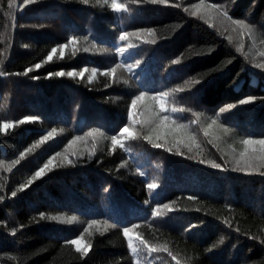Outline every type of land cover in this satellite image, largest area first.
<instances>
[{
    "label": "trees",
    "instance_id": "trees-1",
    "mask_svg": "<svg viewBox=\"0 0 264 264\" xmlns=\"http://www.w3.org/2000/svg\"><path fill=\"white\" fill-rule=\"evenodd\" d=\"M14 3L9 7V0H0V71H33L0 76V122L38 119L0 131L5 165L32 149L11 171L0 168V264H264V167L251 174L231 170L233 156L244 151L243 139L264 138V70L252 66L264 64V0H169L167 5L118 0L130 12L114 11L111 0ZM232 19L252 26V36ZM148 29L155 31V44L143 43L152 39ZM122 31L140 35L121 42ZM72 36L77 43L61 55L59 46ZM129 43L136 47L117 53ZM52 48L57 51L45 63ZM174 58L181 63L172 65ZM136 60L141 64L131 73L121 67L113 75L102 74ZM60 71L65 75H48ZM193 77L201 83L171 95L166 106L169 115L189 125L199 147L189 151L183 142L177 144L184 136L172 124L158 128V108L146 99L135 109L140 122L131 125L133 137L112 148L110 137L129 125L136 96L170 91ZM247 97L256 99L237 103ZM228 103L237 107L221 114L220 122L231 131L225 134L214 125L205 137L201 128ZM174 107L191 111L172 113ZM192 111L202 114L195 125ZM53 128L52 138L32 147ZM93 128L106 136L85 137ZM76 136L85 138L68 148ZM250 147L258 152L260 146ZM53 156L50 171L20 191ZM211 162L225 170L212 168ZM153 181L158 188L150 192L147 184ZM164 204L172 211L162 209L164 215L154 218L153 209ZM52 216L76 219L66 223ZM91 220L116 226L105 229L101 223L86 233ZM133 224L139 225L134 238L168 251L134 255L123 235V227ZM81 235L86 254L67 243Z\"/></svg>",
    "mask_w": 264,
    "mask_h": 264
},
{
    "label": "snow or ice",
    "instance_id": "snow-or-ice-1",
    "mask_svg": "<svg viewBox=\"0 0 264 264\" xmlns=\"http://www.w3.org/2000/svg\"><path fill=\"white\" fill-rule=\"evenodd\" d=\"M36 0H24V4L25 5H30L32 3H35ZM85 2H87V0H85ZM130 3L132 4H136V5H141V4H153V5H167L169 3V0H129ZM204 3V0H201V4ZM15 3L14 0H9V7H15ZM111 6L113 8L114 11L117 12H130L131 9L128 8L126 3H118V0H111ZM174 7H178L179 5H172ZM200 4H195L193 5V7L197 10L200 9ZM208 8L211 9H216L217 5L215 4H209L207 5ZM185 11H188L187 8H185ZM193 16H196L198 14L197 11H193L191 13ZM219 16L224 17V19H229L227 14L225 12H219ZM13 19L15 20V17H13ZM221 24H223V21H220ZM231 24L232 25H236L238 28H240L241 30H246L249 34V36H252L253 33V27L246 24L244 20H238V19H232L231 20ZM13 27H15V24H13ZM209 27H212L211 24H209ZM147 34V36L152 37V39H145L143 40V43L148 44H155L156 40H155V31L152 29H148V30H144ZM225 31H227V28L225 29ZM233 31H235V29H233ZM243 34V32L241 33ZM132 35H136L139 36L140 33H129L127 31H122L119 35V41L123 42V41H127L129 36ZM77 39L78 37L76 36H72L68 39L66 44H62L59 46L60 48V52L61 55H63V50L65 48H67L69 45H75L77 43ZM229 40H231V37H228ZM264 42V41H262ZM93 47H95V45L93 44ZM136 47V45L134 44H127L126 46H119L117 47L116 51L118 54H120L121 56L124 55V53L131 48ZM243 49V44L240 45V47H238L237 51H241ZM57 51V48H52L51 52L48 54L47 59L44 61L45 63H47L49 60L52 59V53H55ZM84 51H88L87 48L84 49ZM99 51H104L103 48H100ZM261 55H264V53H261ZM181 63V59L180 58H174L171 60V64L172 65H179ZM0 64H2V61H0ZM141 64L140 60H136L135 64L132 63H126V62H122V63H117L115 65V67H112L110 69H108L106 72H103V75H113L115 74L116 70L118 68L121 67H125L127 69V71H129L130 73L133 71L134 68L139 67ZM254 68H260L262 70H264V64H259V63H253L252 65ZM35 69H39L41 67V64L37 63L34 65ZM33 68H27L23 73H4L2 71H0V76H4V75H27L29 72H32ZM96 69H92L93 74L96 73ZM49 76L55 75V76H63L65 75L64 72L60 71V72H56V73H49ZM68 76H74L76 75V73L74 72H68L67 73ZM80 75H83V73H80ZM33 79H39V77H33ZM91 80V78H90ZM201 83L200 79H197L195 77L187 80L184 82L183 86H179V87H175L173 89H171L170 91H161L159 93H156L155 95H149L146 92H141L140 95L136 96L132 102H131V106L129 108L128 111V120H129V125H126L122 128H120L119 133L112 135L111 138V143H112V148H116L117 146L123 147L124 146V140L125 139H129L133 137V128L131 127V125H134L136 123H139L140 121L137 120V117L135 115V109L137 108L138 104L145 101L146 99L152 101L155 106L158 108V114H157V119L159 121V123L157 124L158 128H162L165 127L169 124L174 125V128L172 129L174 132H178V133H182L184 136V139L181 140H177L176 143L179 144L181 142L184 143L185 147L188 148L189 151L192 150V148L195 147H199V144L197 143V137L195 134L189 132V125L188 124H184L182 122H180L176 117L171 116L168 114V108L166 106L167 104V98L170 97L171 95L175 94V93H182L185 91V89H190L195 85H199ZM256 98L255 97H247L244 99L239 100L237 103L239 105H246L249 103H252ZM264 99V98H261ZM237 103H228L226 106L221 107L219 109V112L216 113V117L213 118L211 120V123L207 125V127H202L201 131L204 133V136L207 137L210 134V130L213 128L214 125H218L220 130L225 133L228 134L231 129L229 127H225L223 125V123L220 122V116L221 114H225L227 112H229V110L234 109L237 107ZM185 111H191V109H185V108H172L171 112L172 113H183ZM163 114V115H160ZM202 114L196 111H192V116L196 117L197 119H194L192 121H190V124L195 125L198 123V119ZM38 117L36 116H26L24 117L22 120L18 121V122H11V121H3L0 122V131H4L7 130L11 127H14L15 123H19V124H24L30 121H34L37 120ZM155 130V129H154ZM56 129L53 128L50 132L47 133V135L42 136L41 139L34 144L32 147H39L40 144H43L44 142L48 141L50 138H52V136L55 134ZM96 136H106V134L104 132H102L100 129H96L93 128L91 131H88L87 133H85V137H96ZM85 137H81V136H76L73 138V140L69 141L68 144V148H71L72 145L76 144L77 141L84 139ZM145 139L149 140V142H152V137L151 136H147L145 137ZM160 139V136H157V140ZM167 142V141H166ZM209 143H211V141H209ZM241 143L245 146L244 151L240 152L237 156H233V163H234V167L231 169L233 172H243L245 174H251V170L257 168V167H264V138H260V139H253L251 137L243 139L241 141ZM253 145H259V151L257 152L256 149L250 147ZM152 146L154 148H160L163 147L164 145L161 143H153ZM68 148L65 149V151H68ZM93 148H95V143L93 144ZM32 149L29 148L27 149L25 152H21L20 153V160H23L26 152L31 151ZM169 151H171V149H168ZM177 154L179 155L180 153L177 152ZM57 155H60V153H57ZM92 155H94V152H90L89 156L91 157ZM56 157L53 156L51 157L42 167H40L37 171H35V173L31 176L30 179L27 180L26 184H23L20 186V191L25 190V188H27L28 186L32 185V183L36 180H39L46 172L50 171L51 166L53 164V160H55ZM20 160H13L11 162L10 165H5L4 161H0V168H7V170L11 171V168L14 167L16 164H18L20 162ZM205 161L200 160V163H204ZM258 162V163H257ZM211 167L214 169H219L221 171L225 170V168L215 162H211ZM261 175H264V173H260ZM147 188L151 191H154L158 188V184L157 182L153 181L147 184ZM107 190V189H106ZM17 195L16 191H13L11 193L12 197H15ZM0 199H2V197H0ZM188 199H195V197H188ZM162 209H166L168 211H172V208L170 207L169 204H164L162 206H157L156 208L153 209L152 211V216L155 217H161L164 215ZM40 218L44 219V214L41 213L40 214ZM49 219L51 220H57V221H62V222H66V223H71L73 220L76 219L75 216H70L67 218V220L65 221V218L62 216H52L49 217ZM101 223H103L104 228L107 229L109 227H115L116 225L114 224H110L108 221H99V220H91L89 221L88 224V228L84 229V232H88L89 228H92L93 226H98ZM139 227V225L137 224H133L131 227H123V235L124 237L127 239V243H128V248L129 250L135 255L138 254L142 251H146L149 255H151L154 252H159V251H168L167 249H161V248H157L152 246L151 244H149L148 242L144 241L143 239H140L139 236H136L134 238L133 233L134 230ZM192 227H195V225H193ZM13 235H15V231H13ZM67 243L74 245L76 247V251L77 252H81L83 251L85 254L88 251V245H84L82 247L83 244V235H81L80 237L76 238V239H72L70 241H67ZM168 254L170 256H172L173 260H177V258L175 256L172 255L171 252H168ZM177 264H179V261L177 260Z\"/></svg>",
    "mask_w": 264,
    "mask_h": 264
}]
</instances>
